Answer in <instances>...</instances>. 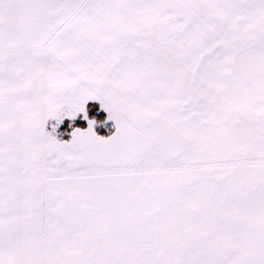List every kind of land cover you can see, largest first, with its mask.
<instances>
[{"label": "snow or ice", "instance_id": "snow-or-ice-1", "mask_svg": "<svg viewBox=\"0 0 264 264\" xmlns=\"http://www.w3.org/2000/svg\"><path fill=\"white\" fill-rule=\"evenodd\" d=\"M0 264H264V0H0Z\"/></svg>", "mask_w": 264, "mask_h": 264}, {"label": "trees", "instance_id": "trees-1", "mask_svg": "<svg viewBox=\"0 0 264 264\" xmlns=\"http://www.w3.org/2000/svg\"><path fill=\"white\" fill-rule=\"evenodd\" d=\"M100 132H101L102 135H106V134H108V133L106 132V130H104V129H100Z\"/></svg>", "mask_w": 264, "mask_h": 264}]
</instances>
